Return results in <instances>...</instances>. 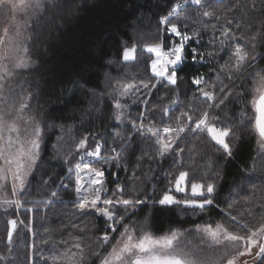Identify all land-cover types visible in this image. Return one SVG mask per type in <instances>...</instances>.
Wrapping results in <instances>:
<instances>
[{"label":"snow or ice","instance_id":"snow-or-ice-1","mask_svg":"<svg viewBox=\"0 0 264 264\" xmlns=\"http://www.w3.org/2000/svg\"><path fill=\"white\" fill-rule=\"evenodd\" d=\"M261 3L264 4V0ZM192 5L205 9L198 15L215 17L216 23L207 24L197 20L200 29L193 28L191 34L182 30L181 21L185 22L184 28H187L189 19L182 13H186ZM43 7V0H0V16L9 21L0 28V192H4L10 184L11 195L16 199L5 198L3 203L15 206L17 210L25 207V202L20 197L25 193L28 177L41 158L45 130L34 115L28 114L32 94L16 93L10 86V81L18 70L28 69L32 64L25 42L30 37H24L23 34L30 26L27 18ZM251 7L256 9L255 0ZM237 9L240 12L239 19L236 15H228L236 13ZM209 28L213 33L219 31L221 38L208 41L212 45L219 44V50L205 53L194 44L200 43L195 38L201 36V29ZM237 40H245L246 44L230 43ZM258 43L264 44V19L257 21L256 18L249 17L248 5L242 4L240 0L226 8L222 15H215L213 11L207 10L206 0H175L166 14L159 17L155 36L145 39L144 34H139L130 45L122 46L120 59L126 65L147 54L145 63L150 61L151 72L149 82L143 84L147 97H151L153 90H176L182 79L178 73L189 55L192 62L197 63L203 61L205 55L218 56L220 51H226L228 60L219 66L214 81L206 80L203 74L192 77L191 83L197 86L199 102L206 105L203 109L189 104L188 110L179 109V115L169 116L167 123L163 122L162 117L161 124L157 125L155 110L148 108L150 100L141 99L139 104L144 105L145 109L138 113L136 119L128 118L130 135L117 136L114 143H118L119 147H105L107 141L104 144L97 141L92 146L88 136L79 139L75 144L79 160L67 168L68 183L61 177L58 187L67 190L69 184L73 183L74 175L76 210L81 215L104 219L106 227L90 245H84L78 239L71 243L61 241L63 251L52 257L54 264H249L247 258H251L252 264H264V213L246 220L242 219L243 214L236 216L228 211L225 220L197 224L195 232L200 238V245H192L191 240L185 239L187 230L170 228L157 235L152 230L150 216H145L141 221L132 220L140 205L178 206L183 210H191L194 214L204 212L209 206L219 207L216 205V182L211 179L196 180L192 178L190 171L183 170V154L186 151L194 153L197 145L187 148L181 144L189 135L197 141L204 137L223 158H231L234 139L239 137L231 123L225 124L219 113L214 111L221 109L226 102L243 101L246 108L251 106L252 115L242 112L241 123L256 139L260 159L264 162V69L253 71L257 56L264 59V54L257 52ZM225 79L227 84L224 83ZM236 80H241L240 90L233 86ZM135 87L134 84L121 85L114 87L113 91L124 96L129 89ZM87 91L96 95L95 89ZM249 96L251 99H248ZM177 103L178 98L173 104ZM115 107L119 111L113 118L123 123L125 114L119 100H116ZM149 111L153 112L151 118L146 115ZM162 111L172 113L174 108L168 107ZM131 133L141 135L142 139L152 140L156 149L155 158L163 160L172 157L173 168L165 174L168 184L159 194L156 191L158 185L155 184L151 185L150 193L137 187L136 182L140 179L138 171L147 154L137 157L136 164L129 167L125 154L133 139ZM62 139L63 137H57L58 141ZM153 158L152 155L147 156L148 160ZM66 163L70 161L66 160ZM95 164L107 165L109 169L115 168L118 171L111 172L103 166L96 167ZM119 171L126 173L124 180L119 179ZM255 172L253 161L251 171L245 176L248 183H253L252 176ZM106 173L114 179L109 181ZM260 179L264 181V171H261ZM43 183L47 185L49 181L45 180ZM110 184L115 186L110 187ZM51 197L59 198V193L52 191ZM243 199L253 204L259 200L264 205V189L257 193L254 188L252 194ZM52 202L49 200L46 203ZM25 211L32 212L33 209L29 207ZM248 216L253 217V213L249 211ZM7 223V244L8 251L11 252L10 246L18 221L9 219ZM19 223L24 224V221ZM26 227L28 231L32 230L30 223ZM30 247L34 249L35 245ZM204 247L209 250V254H200ZM0 261L11 264L4 255H0Z\"/></svg>","mask_w":264,"mask_h":264},{"label":"trees","instance_id":"trees-1","mask_svg":"<svg viewBox=\"0 0 264 264\" xmlns=\"http://www.w3.org/2000/svg\"><path fill=\"white\" fill-rule=\"evenodd\" d=\"M174 2L175 0H43V9L31 16L28 27L30 39L26 43L32 64L19 72L18 78L23 79L22 84H28L32 94L29 104L45 131L41 158L28 178L25 193L20 197L24 200L25 207L17 210L15 206L0 203V255L7 256L11 264H29V258L31 264H54L52 257L63 251L61 241L71 243L78 239L82 244L90 245L105 230L104 219L81 215L76 210L74 175L73 183L69 184L67 190L58 187L61 177L68 183L67 168L79 160L75 144L80 138L88 136L92 146L97 141L101 144L107 141L105 147H119L118 143H114L117 136L130 135L128 118L136 119L138 113L145 109L144 105L139 104L141 99L150 100L148 108L155 110L157 125L161 124L162 117L163 122L167 123L169 116L179 115V109L188 110L189 104L201 109L206 107L199 102L197 86L191 83L192 77L203 74L206 80L214 81L219 66L228 60L226 51H220L218 56L205 55V59L197 63H193L189 55L178 73L182 77L179 87L176 90H153L151 97L145 95L146 90L143 88V84L148 83L151 77L150 61L145 63L147 54L127 65L120 59L122 46L130 45L139 34H144L145 39L155 36L159 17L166 14ZM240 2L248 5L249 17H254L257 21L264 19V4L261 0H255V10L251 7L253 0ZM234 3L236 0H206V8L215 15H222ZM203 10L205 9L192 5L186 13H182L189 18L187 28H184L185 22L181 21L182 30L191 34L193 28L200 29L197 20L207 24L216 23L215 17L199 16L198 13ZM228 15H236L239 19V9ZM213 38H221L219 31L213 33L211 28L201 29V36L195 38L200 43L194 46L205 53L217 51L219 44L208 43ZM230 43L244 45L246 41ZM257 52L264 54V44L258 43ZM258 69H264V59L260 55L257 56L253 71ZM224 83L227 84L228 81L225 79ZM250 83L249 81V85ZM127 84L136 86L129 89L127 95L121 96L113 91L114 87ZM233 86L240 90L241 80H236ZM87 89H95L96 95L93 96ZM177 98L178 103L174 105ZM116 100L120 101L125 114L123 123L113 118L119 111L115 107ZM168 107H173L174 111H162ZM214 111L219 113L225 124L230 122L237 132L239 139H234L233 156L223 158L204 137L197 141L189 135L181 146L191 148L197 145L194 153L186 151L183 154V170L190 171V175L196 180L211 179L216 182V205L219 207L209 206L204 212L194 214L191 210H183L178 206L140 205L132 220L141 221L145 216H150L152 230L157 235L170 228L192 229L197 224L225 220L228 211L236 216L243 214L242 219L246 220L264 213V205L259 200L253 204L243 199L250 196L254 188L257 193L264 189V181L260 179L264 162L260 159L257 141L241 123L242 112L252 115L251 106L246 108L243 101L226 102L221 109ZM146 115L151 118L153 112L149 111ZM131 134L133 139L125 154L129 167L136 164L137 157L147 154L138 171L140 179L136 182L137 187L150 193L151 185L155 184L158 185L156 191L159 194L168 184L165 174L173 168L172 157L163 160L155 158L156 149L152 140ZM57 137L63 139L58 141ZM148 155L154 158L148 160ZM66 160L70 163H66ZM253 161L256 172L252 176L253 183H248L245 176L251 171ZM95 166H103L111 172L118 171L115 168L109 169L107 165ZM125 177L126 173L119 171V179L124 180ZM106 178L109 181L114 179L107 173ZM45 180L49 181L47 185L43 183ZM52 191H57L59 198H52ZM49 200L53 202L47 204ZM229 205L232 207L229 208ZM29 207L33 209L32 212L25 211ZM249 211L253 213V217L248 216ZM9 219L18 221L10 246L11 252L8 251L7 244ZM21 220L24 224L19 223ZM29 223L31 231L26 227ZM32 245H35L34 249L30 247ZM0 264L8 262L0 261Z\"/></svg>","mask_w":264,"mask_h":264},{"label":"rangeland","instance_id":"rangeland-1","mask_svg":"<svg viewBox=\"0 0 264 264\" xmlns=\"http://www.w3.org/2000/svg\"><path fill=\"white\" fill-rule=\"evenodd\" d=\"M32 15H30L27 19H28V23L30 22V18H31ZM9 21L7 20L6 17L4 16H0V28L4 27L6 24H8ZM24 37H28V28L27 30L24 32L23 34ZM23 39V37L21 38ZM26 42V41H25ZM27 44V43H26ZM19 72H23V70H18L16 75L12 78V80L10 81V86L15 89L16 93H28L30 92L29 91V87H28V84L27 83H23V79L22 78H18V73ZM29 103H31V100L29 101ZM30 105V104H29ZM28 114L29 115H34L35 116V119L37 120L36 118V112L34 109H32L31 105L28 109ZM38 121V120H37ZM260 153V152H259ZM29 178V177H28ZM7 198V199H13L15 197H13L11 195V188H10V184L8 185L7 189L4 191V192H0V203L3 202V200ZM179 229V228H178ZM181 230H187L186 232V237L185 239L186 240H191L192 241V245H200V238L198 236V234L195 232V226H193L192 229H181ZM161 235V234H160ZM201 255H207L209 254V250L204 247L203 248V251L200 253ZM219 254V253H217ZM249 260V264H252V260L251 258H247Z\"/></svg>","mask_w":264,"mask_h":264}]
</instances>
